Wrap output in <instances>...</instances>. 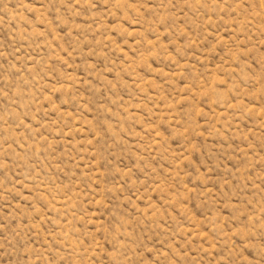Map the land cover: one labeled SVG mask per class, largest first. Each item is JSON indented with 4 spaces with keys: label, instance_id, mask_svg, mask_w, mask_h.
Masks as SVG:
<instances>
[{
    "label": "rangeland",
    "instance_id": "rangeland-1",
    "mask_svg": "<svg viewBox=\"0 0 264 264\" xmlns=\"http://www.w3.org/2000/svg\"><path fill=\"white\" fill-rule=\"evenodd\" d=\"M0 264H264V0H0Z\"/></svg>",
    "mask_w": 264,
    "mask_h": 264
}]
</instances>
